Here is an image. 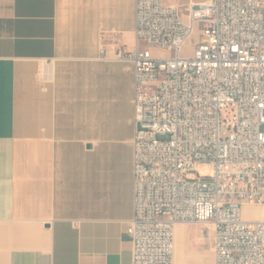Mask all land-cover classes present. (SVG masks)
<instances>
[{
  "label": "crops",
  "instance_id": "obj_1",
  "mask_svg": "<svg viewBox=\"0 0 264 264\" xmlns=\"http://www.w3.org/2000/svg\"><path fill=\"white\" fill-rule=\"evenodd\" d=\"M135 32L136 0H0V264H133L135 78L118 55Z\"/></svg>",
  "mask_w": 264,
  "mask_h": 264
},
{
  "label": "built area",
  "instance_id": "obj_2",
  "mask_svg": "<svg viewBox=\"0 0 264 264\" xmlns=\"http://www.w3.org/2000/svg\"><path fill=\"white\" fill-rule=\"evenodd\" d=\"M135 34L118 55L135 78L133 264H176L179 224L212 231L208 264H264V219L243 215L264 207V0H136Z\"/></svg>",
  "mask_w": 264,
  "mask_h": 264
},
{
  "label": "rangeland",
  "instance_id": "obj_3",
  "mask_svg": "<svg viewBox=\"0 0 264 264\" xmlns=\"http://www.w3.org/2000/svg\"><path fill=\"white\" fill-rule=\"evenodd\" d=\"M207 0H166L167 4L187 5L191 2H203ZM203 32L200 25L196 27L194 42L202 40ZM156 55L169 56V53L154 52ZM202 174L209 172L205 167L200 169ZM246 219H264V208L246 207L243 211ZM212 231L202 225H185L180 228L176 236L175 254L179 263L185 264H208L212 259Z\"/></svg>",
  "mask_w": 264,
  "mask_h": 264
},
{
  "label": "bare ground",
  "instance_id": "obj_4",
  "mask_svg": "<svg viewBox=\"0 0 264 264\" xmlns=\"http://www.w3.org/2000/svg\"><path fill=\"white\" fill-rule=\"evenodd\" d=\"M261 208H264V207H261ZM182 227H185L184 225H177L176 226V228H175V249H176V236H177V232L180 230V228H182ZM174 261H175V263L176 264H185V263H179L178 262V260H177V258H176V254L174 255ZM210 262H212V259H211V261Z\"/></svg>",
  "mask_w": 264,
  "mask_h": 264
}]
</instances>
